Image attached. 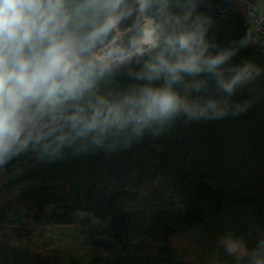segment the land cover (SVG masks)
<instances>
[{
    "label": "clouds",
    "instance_id": "obj_1",
    "mask_svg": "<svg viewBox=\"0 0 264 264\" xmlns=\"http://www.w3.org/2000/svg\"><path fill=\"white\" fill-rule=\"evenodd\" d=\"M240 6L248 26L222 44L206 0H0V168L111 154L264 102V64L241 55L264 47V0ZM203 264H264V232H224Z\"/></svg>",
    "mask_w": 264,
    "mask_h": 264
},
{
    "label": "trees",
    "instance_id": "obj_2",
    "mask_svg": "<svg viewBox=\"0 0 264 264\" xmlns=\"http://www.w3.org/2000/svg\"><path fill=\"white\" fill-rule=\"evenodd\" d=\"M206 3L217 41L243 34L248 25L237 0ZM241 55L264 64L255 46ZM160 176L184 211L147 219L128 214L141 184ZM19 185V197L10 201ZM56 224L77 225L70 253L42 242ZM226 231L249 239L264 232V102L236 118L177 120L163 135L111 154L56 162L22 155L0 168V264H203Z\"/></svg>",
    "mask_w": 264,
    "mask_h": 264
},
{
    "label": "rangeland",
    "instance_id": "obj_3",
    "mask_svg": "<svg viewBox=\"0 0 264 264\" xmlns=\"http://www.w3.org/2000/svg\"><path fill=\"white\" fill-rule=\"evenodd\" d=\"M23 186L15 187L8 196L10 201H15L19 197ZM184 209L183 200L172 191L169 179L160 176L143 182L137 191L136 198L126 205L125 211L138 219H147L163 210L183 212ZM77 216L80 219L85 214L78 212ZM93 222L96 221L93 220ZM76 231V224L49 226L42 242L48 244L53 250L70 253ZM34 241L36 245H41L39 237L35 236Z\"/></svg>",
    "mask_w": 264,
    "mask_h": 264
},
{
    "label": "built area",
    "instance_id": "obj_4",
    "mask_svg": "<svg viewBox=\"0 0 264 264\" xmlns=\"http://www.w3.org/2000/svg\"><path fill=\"white\" fill-rule=\"evenodd\" d=\"M241 13L245 17V15L243 14L242 9H241ZM261 39H264V36H262ZM253 46H255L258 50H260L262 53H264V47H261L259 45H253Z\"/></svg>",
    "mask_w": 264,
    "mask_h": 264
},
{
    "label": "crops",
    "instance_id": "obj_5",
    "mask_svg": "<svg viewBox=\"0 0 264 264\" xmlns=\"http://www.w3.org/2000/svg\"><path fill=\"white\" fill-rule=\"evenodd\" d=\"M237 6H238V8H239V10L241 12L240 0H237Z\"/></svg>",
    "mask_w": 264,
    "mask_h": 264
}]
</instances>
